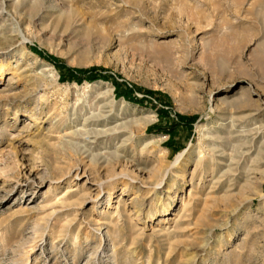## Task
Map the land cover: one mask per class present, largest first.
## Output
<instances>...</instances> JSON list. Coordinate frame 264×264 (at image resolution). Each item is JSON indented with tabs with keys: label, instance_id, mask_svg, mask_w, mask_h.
Wrapping results in <instances>:
<instances>
[{
	"label": "rangeland",
	"instance_id": "rangeland-1",
	"mask_svg": "<svg viewBox=\"0 0 264 264\" xmlns=\"http://www.w3.org/2000/svg\"><path fill=\"white\" fill-rule=\"evenodd\" d=\"M5 11L0 264H264V0Z\"/></svg>",
	"mask_w": 264,
	"mask_h": 264
},
{
	"label": "bare ground",
	"instance_id": "bare-ground-1",
	"mask_svg": "<svg viewBox=\"0 0 264 264\" xmlns=\"http://www.w3.org/2000/svg\"><path fill=\"white\" fill-rule=\"evenodd\" d=\"M5 6H6V0H1V4H0V19H2L3 17H6L8 14L6 13V11H5ZM11 17V16H10ZM14 23L16 24V26H17V28H18V26H19V24H18V22H17V20H14ZM20 35V34H19ZM11 44V43H10ZM9 44V45H10ZM20 44V43H19ZM8 45V46H9ZM12 45V44H11ZM15 45V44H14ZM7 46V47H8ZM13 46V45H12ZM11 49L12 48H8V50H6L5 52H3L2 53V55L4 56V58H2L1 60H0V76L3 74V73H5V71H7L10 67H11V61H10V57L8 56L9 54H10V52H11ZM11 69V68H10ZM14 70V69H13ZM16 70V69H15ZM10 72V71H9ZM37 80H40V79H37ZM38 82V81H37ZM36 82V83H37ZM38 88V87H37ZM41 102H42V100L44 99V96L43 95H41V96H39V98H38ZM41 104V103H40ZM43 104V103H42ZM38 106V105H37ZM39 106H41V105H39ZM42 109V108H41ZM38 110V109H37ZM39 112V111H38ZM38 118V117H37ZM40 119V118H39ZM35 120V119H34ZM38 120V119H37ZM97 120V119H96ZM96 120H93L92 118H89V119H85L83 122H82V127H87V126H89V125H94L95 124V122H96ZM100 122V121H99ZM91 127V126H90ZM88 128V127H87ZM83 130H85V129H83ZM76 131H78V130H76ZM76 131H72V132H69V133H67L66 135H75V133H76ZM85 132H86V130H85ZM104 132H106V131H104ZM100 133V132H99ZM99 133L96 135V136H94L93 138L92 137H89L87 134H86V136L83 138V139H85V141L87 142V143H89V144H93L94 142H92V143H90V139H93L94 141H95V139L96 138H98L99 136L101 137V135H99ZM102 133H103V131H102ZM101 134V133H100ZM105 134V133H104ZM110 134V133H109ZM148 154H150L149 152H148V150H143V152H141L140 153V156H141V158H147L149 155ZM183 155L184 154H180V155H178L177 157H176V159H175V161H174V163H172L171 165H170V167L169 168H167V169H165V171H163V173H162V176H161V180L157 183V184H155V186L151 189V191L153 190L154 192H156V190H157V188H159V187H161L162 185H164V184H166V182H167V180H168V178L170 177V174H171V171H172V169L174 168V167H176L178 164H179V162H180V160H181V158L183 157ZM151 157V156H150ZM200 164V163H199ZM202 166V165H201ZM177 168V167H176ZM141 171V170H140ZM83 175V174H82ZM75 177H79L80 175H79V173H78V171L76 172V174L74 175ZM115 181L116 182H119V183H125L126 181L131 185V184H133L134 182H136V178L134 179V178H132V177H130L128 174H126V173H120V174H118L115 178ZM137 183V182H136ZM127 184V183H126ZM125 186H127V185H125ZM101 185H99L98 186V188L99 189H101ZM65 192V191H64ZM108 195V194H107ZM155 195V194H154ZM109 196H110V194H109ZM72 197V196H71ZM108 198V197H107ZM64 202V201H63ZM67 202V201H66ZM65 202V203H66ZM70 202V201H69ZM69 202H68V204H69ZM67 204V203H66ZM72 204V203H71ZM108 205H109V202H108ZM141 211V210H140Z\"/></svg>",
	"mask_w": 264,
	"mask_h": 264
}]
</instances>
